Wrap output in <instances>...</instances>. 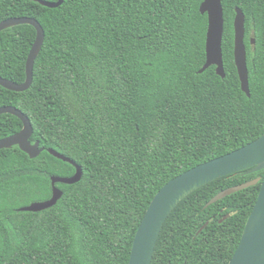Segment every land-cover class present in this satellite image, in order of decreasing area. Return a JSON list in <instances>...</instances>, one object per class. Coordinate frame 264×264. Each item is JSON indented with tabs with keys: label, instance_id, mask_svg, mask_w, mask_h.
Segmentation results:
<instances>
[{
	"label": "trees",
	"instance_id": "trees-1",
	"mask_svg": "<svg viewBox=\"0 0 264 264\" xmlns=\"http://www.w3.org/2000/svg\"><path fill=\"white\" fill-rule=\"evenodd\" d=\"M58 2L59 0H43ZM204 0H0V23L33 18L45 42L26 92L0 86V108L32 122L31 159L0 151V264H129L140 224L157 193L185 172L264 135V0H224L226 78L206 63ZM246 16L251 97L234 56L236 9ZM37 31L0 32V76L22 84ZM254 41V43H253ZM0 116V140L23 129ZM83 170L58 204L21 212L53 195L52 177ZM264 171L238 172L183 200L166 221L152 264H229L257 203L262 181L206 205ZM223 222L221 223V221Z\"/></svg>",
	"mask_w": 264,
	"mask_h": 264
},
{
	"label": "water",
	"instance_id": "water-1",
	"mask_svg": "<svg viewBox=\"0 0 264 264\" xmlns=\"http://www.w3.org/2000/svg\"><path fill=\"white\" fill-rule=\"evenodd\" d=\"M34 1L44 7L57 9L63 5L65 0H59L58 2ZM223 1L204 0L200 7L201 14L208 15L206 63L200 74L215 66L218 76L225 79L226 72L223 55L225 18ZM21 25L32 26L37 31V38L26 65L27 79L24 83L18 84L0 76L1 87L19 93L26 92L31 88L34 80V66L45 42V31L41 24L33 18H16L3 21L0 23V32ZM234 32L235 63L242 90L250 98L251 89L247 47L245 44L246 16L240 8L236 9ZM5 114L18 117L24 127L21 132L0 140V151L13 149L18 146L31 159L39 157L45 149L40 147V142L32 143L31 141L34 135L31 120L14 107L0 108V116ZM48 152L62 161L71 163L76 167L77 172L73 177H52L53 195L51 199L32 203L21 208V212L39 213L56 206L64 196V192L57 187V184L74 185L83 178L82 168L74 161L53 149H49ZM245 170H249L250 173L264 171V135L241 149L201 164L167 183L154 197L138 228L129 264H152L157 243L166 221L189 195L213 181ZM261 181L262 185L257 203L246 223L242 239L229 264H264V179L259 178L249 183L229 188L219 193L206 205V208H208L232 194L256 186Z\"/></svg>",
	"mask_w": 264,
	"mask_h": 264
}]
</instances>
